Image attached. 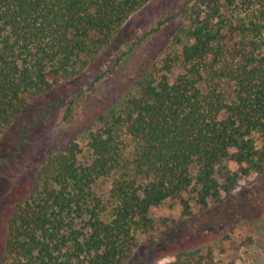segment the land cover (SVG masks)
<instances>
[{"label":"trees","instance_id":"trees-1","mask_svg":"<svg viewBox=\"0 0 264 264\" xmlns=\"http://www.w3.org/2000/svg\"><path fill=\"white\" fill-rule=\"evenodd\" d=\"M152 1L0 0V141L101 61L97 82L124 78L81 118L87 92L71 91L60 134L0 207V264H130L142 245L210 264L212 213L255 208L231 201L264 172V0H183L111 54ZM167 203L181 215L154 218Z\"/></svg>","mask_w":264,"mask_h":264},{"label":"rangeland","instance_id":"rangeland-1","mask_svg":"<svg viewBox=\"0 0 264 264\" xmlns=\"http://www.w3.org/2000/svg\"><path fill=\"white\" fill-rule=\"evenodd\" d=\"M182 2L183 0H153L146 9L131 17L121 32V37L113 43L110 53L115 55L118 51H128L138 38L150 33L156 23L176 12ZM142 48L149 51L148 45ZM135 51L136 49L133 52ZM105 61L90 67L69 90L51 94L47 105L31 108L27 120L20 124L21 127L14 136L15 141H0V207L5 201L11 200V195L16 191L21 192L22 186L19 187V183L31 176L39 141L46 135L60 134L63 127L60 118L71 91L77 89L87 92L84 102L77 108L80 118L90 112L96 99L104 97L110 91L114 94L115 86L124 80L121 69L109 73L100 82L96 81V77L106 69V64H103ZM64 128L72 130L69 126ZM236 193V199L231 202L246 199L255 208L244 215H230L226 212L227 208L219 215L212 213L211 221L214 220L217 226L215 229L205 230L198 242L204 246L205 254L210 252V264H264V172L251 173L242 178ZM193 208L196 209L194 205ZM180 211L179 206L167 203L152 210V216L176 219L181 215ZM165 251L153 253L142 245L139 257L134 258L130 264H167L172 258Z\"/></svg>","mask_w":264,"mask_h":264}]
</instances>
